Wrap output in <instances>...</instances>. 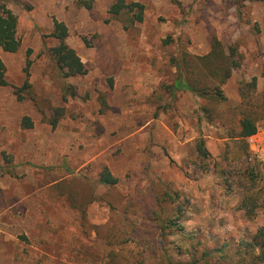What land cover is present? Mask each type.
Instances as JSON below:
<instances>
[{
  "label": "rangeland",
  "instance_id": "rangeland-1",
  "mask_svg": "<svg viewBox=\"0 0 264 264\" xmlns=\"http://www.w3.org/2000/svg\"><path fill=\"white\" fill-rule=\"evenodd\" d=\"M114 1L0 0L21 41L0 49V264H255L261 249L241 243L264 230V0H126L142 22ZM55 20L86 74L58 69ZM213 36L241 55L227 101L172 90L173 58L206 55ZM244 115L258 129L240 139ZM177 203L183 230L164 242Z\"/></svg>",
  "mask_w": 264,
  "mask_h": 264
},
{
  "label": "trees",
  "instance_id": "trees-1",
  "mask_svg": "<svg viewBox=\"0 0 264 264\" xmlns=\"http://www.w3.org/2000/svg\"><path fill=\"white\" fill-rule=\"evenodd\" d=\"M132 11V22H142L144 20V5L139 2L127 3L126 0H115L109 9V12L115 15L121 14L123 11ZM18 17L9 8L3 6L0 12V49L5 52L14 53L20 48L21 41L17 36ZM68 27L64 22L55 20L51 35L57 39V45L51 50V56L56 63L58 69L65 76L84 75L88 72L85 63L81 60L77 51L71 47L66 38L68 37ZM241 61V55L234 45L225 46L216 36H213L211 50L202 56L191 55L184 53L180 60L176 57L173 58V62L177 67V77L172 84V90L190 91L198 97H204L215 101L224 102L227 101L222 85L225 84L231 76L232 70L236 68ZM30 65L28 61L27 67ZM4 64L0 61V85H7L8 82L4 77ZM28 69V68H27ZM254 79L253 83L255 84ZM31 85L28 81L18 89V96L22 98L21 91L24 88H29ZM207 113V117L210 118V109L208 107H201ZM57 115L63 114V109L58 108L55 110ZM22 125L25 127H32L33 122L29 117H25L22 121ZM258 125L256 120L251 116L244 115L240 119L239 130L236 136L240 139L247 138L256 133ZM200 156L205 158L211 157L208 150L203 146L202 142L199 146ZM99 181L107 185H115L118 182V178L115 177L112 172L105 168L99 177ZM170 197L174 198L170 194ZM182 208L180 203H177L175 218L164 219L160 221V238L164 242L167 241L169 233H174L183 230V225L179 223V219L182 216ZM179 211V212H178ZM169 230V232H168ZM259 239L254 240L249 244L247 241H242L241 245L244 248L247 246L260 248L261 252L254 260L255 264L259 261L264 263V230L259 233ZM227 244H223L221 247L204 251L205 256H212L215 253L222 255L226 252ZM203 255V256H204ZM238 255L241 260L238 264H243L244 255L239 251Z\"/></svg>",
  "mask_w": 264,
  "mask_h": 264
},
{
  "label": "built area",
  "instance_id": "built-area-1",
  "mask_svg": "<svg viewBox=\"0 0 264 264\" xmlns=\"http://www.w3.org/2000/svg\"><path fill=\"white\" fill-rule=\"evenodd\" d=\"M253 136H254V134H253ZM251 137H252V135H251Z\"/></svg>",
  "mask_w": 264,
  "mask_h": 264
}]
</instances>
